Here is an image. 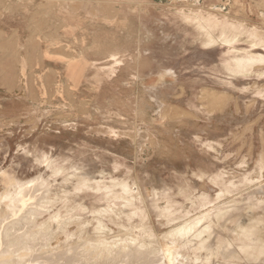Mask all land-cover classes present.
<instances>
[{
    "label": "rangeland",
    "instance_id": "1",
    "mask_svg": "<svg viewBox=\"0 0 264 264\" xmlns=\"http://www.w3.org/2000/svg\"><path fill=\"white\" fill-rule=\"evenodd\" d=\"M41 3L0 0V35L21 30L0 41V195L3 171L36 179L0 212V254H19L4 264L48 252L57 264H264V0H54L36 18ZM234 51L245 72L224 66ZM81 54L100 64L74 93L67 62ZM109 61L117 70L95 79ZM121 184L132 207L104 192ZM208 210L200 242L188 226ZM147 229L143 248L96 242Z\"/></svg>",
    "mask_w": 264,
    "mask_h": 264
},
{
    "label": "bare ground",
    "instance_id": "2",
    "mask_svg": "<svg viewBox=\"0 0 264 264\" xmlns=\"http://www.w3.org/2000/svg\"><path fill=\"white\" fill-rule=\"evenodd\" d=\"M214 21H215V19L210 18V22H214ZM255 31H257L256 28H255ZM207 32H208V43H209V45L217 44L218 42H217L216 38L211 35V32H209V30H207ZM220 38L222 39L221 41H224L225 39H229L230 38V35H227V31H226V35H225L224 32H223V30H221V37ZM236 38L232 37L231 38V41H230V44L231 43L233 44L235 42ZM39 43H41V42H39ZM39 46H40V44H39ZM35 47H38V44H35ZM17 50H18L19 63H20V73H21V76H23L25 78L26 75H27V66L30 64L29 63V59H27V57L25 55L21 54V50H20V46L19 45H18ZM233 50H236V49L233 48V47H230L229 48V52L230 53H232ZM236 52H239V51H236ZM110 56H112V54L111 55H108V56H105V58H109ZM256 57H258V56H256ZM232 59H233V62H232ZM242 59H241V57H239V54L236 55L235 54V51H234V54L231 57H230V54H229V58L224 60V66H226V68L228 70H234V71H238V72H245V70L242 69V67H245L244 66V62H243ZM246 59H251V57L250 56L249 57H246L245 56L244 61H247ZM114 62L115 63L110 62L107 65H102V66L98 67L99 70H97V72H95L94 78L97 79V80H99V81H101L103 79L102 76H103V74L105 72H99L100 70H108V71H110V70H113L114 69L113 72H115L117 70V68L115 67L116 61H114ZM248 62L246 64H248ZM251 63H253V62H251ZM98 64H100L98 61H93L92 63H90L89 59H87V57H85L82 54L79 55V56L72 57L70 59L68 58V62H67V73L66 74H67V79L69 80V83H70V87L72 88V90H73L74 93H75V87H77L78 84L82 81V79L85 78L86 71H87L88 67H90L91 65L96 66ZM109 76H110V74L109 75L107 74V77H109ZM51 78H52L51 75L50 76L49 75H46V77H44V79H45L44 82L42 81V85L47 88L48 82L51 80ZM160 79H161V77H160ZM59 91H60V89H59ZM215 100H216L215 97H213V101H215ZM54 168L56 170H58V171L63 170L62 167H60L57 164H55ZM1 174L4 175L3 178H1V180L3 181V184L6 187V190H5V192L3 194L0 195V212L3 211V208L4 207H8V208H10L12 210H17V208H20L21 205H22V203L24 202V198L22 196H23L24 192H26L28 190L27 187H26L27 184L30 181L36 180V179L33 178V179H31V180H29L27 182L22 183L19 180H17L13 175L7 173L6 171H3ZM40 178H41V184H43V185L46 184V186H48V180L45 179L43 176H38V180ZM79 184L82 187H86V188L91 187V185L86 184L85 182L82 183L80 181ZM98 186H99L98 189H102L103 188V187L100 186V184H98ZM115 187H116L115 185H114V188L113 187L110 188L108 186H105L104 187L105 188L104 189L105 190L104 191L105 194H107V195L114 194L113 195V200H114L115 203H117V200L118 199H121V200H123L122 203H124L125 205H129V206L132 207L134 204H133V200H131V196H133V195L131 194L130 197L128 196L130 194L131 187L128 184H121L120 185L121 190L119 189V191ZM39 197L40 198L43 197L42 194L39 195ZM221 209L222 208H219L218 210L220 211ZM166 211H168L169 214H171V212H172V210H168V209ZM210 212L211 211L208 210L201 217H199L198 221H193L192 223L189 224L188 227L191 228V231L193 230L192 236L195 235V237H196V238H194L195 240L198 239L200 242H205L204 233L207 232L206 231L207 228L202 229L201 226H199L198 223H200L202 220L208 223L207 220L209 218H208L207 214H209ZM106 215H107V213H106ZM135 215H139V214L132 213V214L129 215V218H132ZM140 217H141L142 220L145 219V217L142 216V215H140ZM0 219H1V217H0ZM100 222H101L102 225L100 227H97V230L98 231H102L105 228V225L103 224V221L100 220ZM188 227H186L185 230ZM145 228H146V226L142 225V229H145ZM187 230H189V229H187ZM191 231L190 232L183 233V234H175V235H172V237H176V236H188V235L190 236ZM141 234H142V232H141ZM143 234H146L148 238H146L144 236L136 235L134 231H130V232H127V234L125 235V237H122L119 240L107 241L106 238H97L96 239V242L99 241V242H102V243H104V242H111V243H124V244L127 243V242L131 244V242H133L134 243L133 245H136V246L138 244H141V246H139L138 248L146 247L144 245H147L148 243L155 242L153 239H150L152 237V233L150 231L148 232V229H147L146 232L143 231ZM192 241L193 240L189 239L188 242H192ZM175 243H177V242H175ZM8 250H14V249H8ZM137 252H139V251H137ZM89 253L90 254H93V253L95 254V251L91 250ZM117 253H120V252H117ZM18 255L19 254L17 253L16 250L13 253L6 252V253H3V254H0V264H4V261H5V259L7 257L12 256V257H14V259H16L15 257L18 256ZM49 256H51V254H49V252H48V255L45 258H39L38 255H34V258H35L34 259V262H35V264H57V262L53 261ZM160 257H162L160 254L157 255V258L158 259H160ZM65 260L67 261V263L70 264V260H71L70 258H67Z\"/></svg>",
    "mask_w": 264,
    "mask_h": 264
},
{
    "label": "crops",
    "instance_id": "3",
    "mask_svg": "<svg viewBox=\"0 0 264 264\" xmlns=\"http://www.w3.org/2000/svg\"><path fill=\"white\" fill-rule=\"evenodd\" d=\"M54 0H42V3L34 9L35 13H33L32 16H35L36 18H48L49 17V6H46V4H49L50 2H52ZM23 4V2H21ZM26 4V3H25ZM24 12V11H23ZM26 13V11H25ZM42 13V14H40ZM24 15V14H23ZM22 14H18L15 15L16 18H22L23 16ZM2 25V24H1ZM48 25V23H47ZM15 26L17 27L13 33H11V36H7L6 34H2L0 35V41H7V42H15L17 41V38H20V24H15ZM19 42L21 41V38L18 40Z\"/></svg>",
    "mask_w": 264,
    "mask_h": 264
}]
</instances>
